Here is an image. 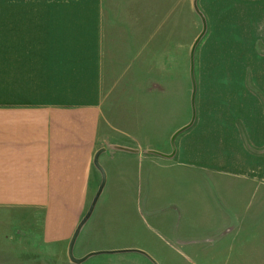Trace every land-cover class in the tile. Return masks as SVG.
Listing matches in <instances>:
<instances>
[{
    "label": "crops",
    "instance_id": "1",
    "mask_svg": "<svg viewBox=\"0 0 264 264\" xmlns=\"http://www.w3.org/2000/svg\"><path fill=\"white\" fill-rule=\"evenodd\" d=\"M3 1L0 215L38 214L40 231L30 237L39 250L67 252L98 189L93 158L108 130L104 87L109 67L115 72V96H127L122 87H129V96L141 104L148 96L157 107L164 102L169 118L178 114L166 138L187 126L186 43L180 30L178 37L174 31V42L162 51L148 3L130 8L134 17L126 37L123 12L116 15L108 0ZM217 28L210 29L197 51L191 125L176 136L172 157L141 160L151 159L163 169L145 174L153 190L168 186L166 168L185 169L171 174L179 187L189 182L193 191L187 202L181 196L180 203H173L187 204L178 211L179 223L160 221L158 208H151L150 217L195 257L208 255L201 242L207 238L212 251L240 234L242 239L264 235V17L245 43L232 42L234 29L227 34L224 28V35ZM108 42L117 46L115 59L107 58L113 55ZM156 52H163L158 58L167 56L162 73L154 64ZM105 152L99 163L107 176V204L113 189L128 187L122 177L131 175L133 158H104ZM202 232L210 236L202 239Z\"/></svg>",
    "mask_w": 264,
    "mask_h": 264
},
{
    "label": "rangeland",
    "instance_id": "2",
    "mask_svg": "<svg viewBox=\"0 0 264 264\" xmlns=\"http://www.w3.org/2000/svg\"><path fill=\"white\" fill-rule=\"evenodd\" d=\"M146 3H148L151 17H153L155 37L162 41L159 44V47H163L162 51L166 50L169 42L170 44L174 42L172 40L174 31H177L178 37V30H180L181 38L185 40L188 74V121L186 124L188 125L194 113L196 96L190 74L191 52L196 40L203 33L204 26V33L194 49V77L197 51L210 29L213 32L217 25L218 31L223 30L224 35L226 34L224 28L228 30L227 34H230L234 29L233 31H237V33L235 38H232V42L238 43L241 40L245 43L248 34L255 32V26H258L259 21L264 17L262 13H258L264 12V0L106 1L107 7L114 8L112 11L116 15L123 12L121 15L125 20L124 35L126 37H129L126 30L130 28L134 17L133 15L131 18L133 12L130 11V8H135L137 4H140L141 8H146ZM4 6L5 2L0 0V9H3ZM239 31L242 32L241 37ZM123 41L120 42V45ZM229 42L226 41L218 45L221 47ZM107 50L113 53L107 58H117V46L114 45L111 48L108 42ZM161 53L163 52H156L154 56V64L158 62L159 68L156 67V69L160 73L163 72V63H168L166 55L164 57L161 55L158 58ZM109 69L104 87L107 103L104 115L107 119L108 130L101 148L106 151L104 158L115 154H121L127 160L133 158L128 162L131 175L122 177V180L128 181L125 183L128 184V187L124 190L113 189L107 204L105 203V197L108 194L106 176L104 186L106 189H103L89 220L75 242L73 256L82 258L89 251L90 253L105 252L90 257L83 264H264V235H257V239H248L247 237L242 239L243 236L240 234L238 239L225 241L211 251L210 249L213 247L210 245L213 241L207 238L210 235L202 232L200 238H207V240L201 242H203V246H208V255L195 257L187 254L177 241L171 240V234H163L161 229L155 225L150 217L151 208H158L160 221L172 220L179 223L178 211L187 204L173 203H180L181 196L183 201L187 202L190 194L193 193L189 182H184L185 185L179 187L176 178L171 177V174H176L175 172L179 174L185 172V169L181 167L166 168L165 170L169 172L166 177L168 186H162L160 190H153L150 183L147 182L145 174L148 171H162L163 169L151 159L141 161L146 158L166 159L172 157L176 139L180 134L174 141H172V137L175 132L166 138L165 135L170 132L171 120L177 119L178 114L169 118L168 112L164 110V102L162 108L159 105L157 107L156 103H153V99L148 96L145 103L141 104V100L137 97L132 99L129 96V87H122L124 95L128 92L127 96H115V72L113 66ZM167 102L168 97L165 98V105ZM183 132L184 130L180 133ZM135 156H139V160L134 158ZM100 165L103 168L101 163ZM137 172H139V176L136 175ZM104 173L106 175L105 170ZM93 175L96 180L95 187H99L101 174L94 166ZM195 191L196 189H194V193ZM190 200L193 202L194 199L190 197ZM150 202L160 204H149ZM188 205L193 208L197 204ZM35 218L38 221V214ZM35 218L25 212L15 211L10 215H0V238H5V241L0 239V264H73L69 261L66 248L63 250H57V248L49 251L39 250V242L33 241V237H30V234L34 235L41 228L38 222L35 223ZM208 229L205 228L209 232Z\"/></svg>",
    "mask_w": 264,
    "mask_h": 264
},
{
    "label": "water",
    "instance_id": "3",
    "mask_svg": "<svg viewBox=\"0 0 264 264\" xmlns=\"http://www.w3.org/2000/svg\"><path fill=\"white\" fill-rule=\"evenodd\" d=\"M204 29H205V26H204ZM204 29H203V33H204ZM203 33L199 36V38L196 40L195 44H194V47L192 49V52H191V68H190V74H191V78H192V82H193V90L195 91V83H194V77H193V54H194V49H195V46L198 44V42L200 41V38L202 37ZM194 91H193V95H194ZM192 121H193V118H192ZM192 121L184 128H182L180 131L176 132L173 137H172V141H174V139L176 138V136L183 130L187 129ZM104 149H99L95 155H94V158H93V166L99 171V173L101 174V182H100V185L97 189V192L86 212V214L84 215V217L82 218V220L79 222L78 226L76 227L70 241H69V244H68V248H67V255H68V258H69V261L73 264H83L87 259H89L90 257L92 256H95V255H98V254H102V253H105V252H91L87 255H85L84 257L82 258H75L73 256V247L75 245V242L77 240V237L82 229V227L86 224V222L89 220L95 206H96V203L104 189V186H105V183H106V175L104 173V170L103 168L101 167L100 163H99V157L102 153H104Z\"/></svg>",
    "mask_w": 264,
    "mask_h": 264
}]
</instances>
